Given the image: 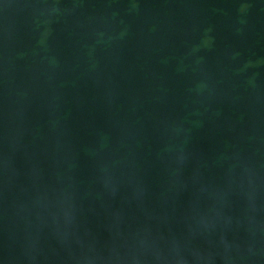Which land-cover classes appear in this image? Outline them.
Instances as JSON below:
<instances>
[{
	"label": "water",
	"instance_id": "water-1",
	"mask_svg": "<svg viewBox=\"0 0 264 264\" xmlns=\"http://www.w3.org/2000/svg\"><path fill=\"white\" fill-rule=\"evenodd\" d=\"M0 264H264V0H0Z\"/></svg>",
	"mask_w": 264,
	"mask_h": 264
}]
</instances>
